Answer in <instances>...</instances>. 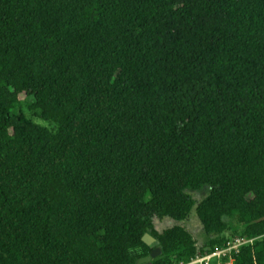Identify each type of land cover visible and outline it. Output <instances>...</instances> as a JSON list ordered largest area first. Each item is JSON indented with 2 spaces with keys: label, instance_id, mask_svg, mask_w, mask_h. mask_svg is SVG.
<instances>
[{
  "label": "trees",
  "instance_id": "obj_1",
  "mask_svg": "<svg viewBox=\"0 0 264 264\" xmlns=\"http://www.w3.org/2000/svg\"><path fill=\"white\" fill-rule=\"evenodd\" d=\"M192 210L200 251L155 231ZM227 236L264 264V0H0V264H173Z\"/></svg>",
  "mask_w": 264,
  "mask_h": 264
},
{
  "label": "built area",
  "instance_id": "obj_2",
  "mask_svg": "<svg viewBox=\"0 0 264 264\" xmlns=\"http://www.w3.org/2000/svg\"><path fill=\"white\" fill-rule=\"evenodd\" d=\"M254 239L238 236H227L216 249L208 253H196L187 261L173 264H235L236 256L244 246L252 245Z\"/></svg>",
  "mask_w": 264,
  "mask_h": 264
},
{
  "label": "rangeland",
  "instance_id": "obj_3",
  "mask_svg": "<svg viewBox=\"0 0 264 264\" xmlns=\"http://www.w3.org/2000/svg\"><path fill=\"white\" fill-rule=\"evenodd\" d=\"M22 113L26 116L29 115L26 110L22 111ZM34 121L40 123L35 119ZM192 196L198 204L206 197V193L204 191H200V192L192 193ZM174 226H179L183 228L191 236L192 241L194 243V247L199 251L202 249L204 245H206L207 242H209L210 239L212 240L214 239V238H209L205 234V231L203 230L201 223L197 219L194 210H192L189 217H187L182 221H175L170 218H164L162 220L154 221V229L158 233H161L162 231L172 228Z\"/></svg>",
  "mask_w": 264,
  "mask_h": 264
},
{
  "label": "water",
  "instance_id": "obj_4",
  "mask_svg": "<svg viewBox=\"0 0 264 264\" xmlns=\"http://www.w3.org/2000/svg\"><path fill=\"white\" fill-rule=\"evenodd\" d=\"M141 240L146 246L149 247L156 243L155 238H153L149 234H144ZM160 255L161 249L159 247H155L151 250L148 256L136 260L135 264H150L153 259H156Z\"/></svg>",
  "mask_w": 264,
  "mask_h": 264
}]
</instances>
